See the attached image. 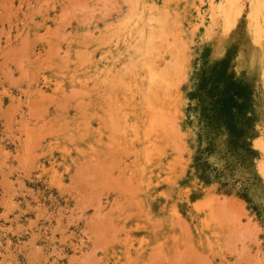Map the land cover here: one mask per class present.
<instances>
[{"label": "rangeland", "instance_id": "374dc122", "mask_svg": "<svg viewBox=\"0 0 264 264\" xmlns=\"http://www.w3.org/2000/svg\"><path fill=\"white\" fill-rule=\"evenodd\" d=\"M263 2L0 0V264H264Z\"/></svg>", "mask_w": 264, "mask_h": 264}, {"label": "bare ground", "instance_id": "6f19581e", "mask_svg": "<svg viewBox=\"0 0 264 264\" xmlns=\"http://www.w3.org/2000/svg\"><path fill=\"white\" fill-rule=\"evenodd\" d=\"M236 4H237V3H236ZM263 4H264V2H263ZM234 6H235V5H234ZM230 9H231V8H230ZM234 9H235V8H234ZM231 10H232V9H231ZM263 12H264V11H263ZM232 14H233V13H232ZM253 14H254V11H253V9H252V10H251V13H250V17H252ZM235 21H236V20H235ZM253 22H254V21H253ZM255 23H256V22H255ZM255 23H254V24H255ZM252 24H253V23H252ZM256 25H257V24H256ZM257 28H258V27H257ZM230 30H231V29H230ZM255 31H256V30H255ZM251 32H253V31H251ZM260 32H261V31H260ZM254 33H255V32H254ZM253 36H254V38H255V35H253ZM251 46H252V45H251ZM259 47H260V46H259ZM254 48H255V47H254ZM257 49H258V48H257ZM259 49H260V48H259ZM257 52H258V51H257ZM261 53H262V52H261ZM258 55H259V54H258ZM259 59H260V58H259ZM259 59H258V60H259ZM261 64H262V63H261ZM263 66H264V65H263ZM261 69H262V68H261ZM260 71H261V70H260ZM261 72H262V71H261ZM261 72H260V73H261ZM154 80H155V79H154ZM154 80H153V81H154Z\"/></svg>", "mask_w": 264, "mask_h": 264}, {"label": "trees", "instance_id": "16d2710c", "mask_svg": "<svg viewBox=\"0 0 264 264\" xmlns=\"http://www.w3.org/2000/svg\"><path fill=\"white\" fill-rule=\"evenodd\" d=\"M223 111H226V110L223 109ZM228 115H230V117L233 118L235 114H234V112L232 111V114H228ZM232 118H230V119L233 120ZM229 125H232L230 120H229Z\"/></svg>", "mask_w": 264, "mask_h": 264}]
</instances>
